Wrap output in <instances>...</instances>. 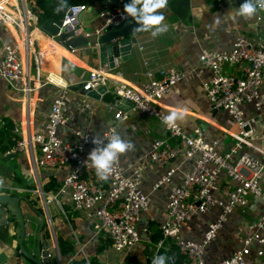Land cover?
<instances>
[{
  "label": "crops",
  "instance_id": "1",
  "mask_svg": "<svg viewBox=\"0 0 264 264\" xmlns=\"http://www.w3.org/2000/svg\"><path fill=\"white\" fill-rule=\"evenodd\" d=\"M15 1V0H11ZM24 3L26 28L0 24V59L4 55L5 43L15 45L23 63L22 77L12 84L0 77V193L20 196V207L26 220L27 234L24 246L28 252L35 250V234L41 222L34 209L44 214V224L40 237L48 241V248L55 258L70 264L67 254L61 251L60 243H72L73 259L85 258L96 264H152L153 257L175 253V244L166 240L168 247L155 248L153 236L161 231L167 212L166 202L170 186L180 181L179 171L172 174L170 180L153 189L154 182L163 175L168 166L176 164L179 157L170 159L164 165H156L149 160L150 142L154 138H167L171 143L176 139L168 135L163 123L149 117L141 111L129 109L128 116L118 126V134L130 140L135 149L120 157L125 173L131 171L136 163L145 164L142 171L141 186L150 194L148 209L141 212L138 223L140 241L121 250L115 249L110 239L103 233L96 234L91 220L82 211L72 207L67 193L61 194L59 202H44L41 190L53 191L68 172V167L44 168L37 164V145L5 153L19 138H27L36 131H43L47 113L53 98L65 88L68 98V122L59 127L58 135L67 142L75 137L70 126L75 121L83 130L93 135L101 134L112 120L114 108L118 103H105L93 99L76 87L84 80L89 69L99 65V58L84 46L75 49L65 47L40 28L41 19L49 21L47 0H18ZM42 1V4L39 2ZM130 0L116 6L124 7ZM244 0H169L163 10L168 31L156 38L148 32L135 34L137 42L132 44L130 55L126 59H115L114 67H107L111 73L120 76L131 84L139 85L146 80L147 68L158 69L165 66H177L183 71V77L161 97L160 103L168 113L186 112L184 121L178 123L189 133L199 129L206 140L220 138V149H225L233 138L224 133V129L237 132L236 123L222 109H214L203 90V82L211 75L210 69L203 65L198 54L202 48L229 49L237 34L251 38L264 39V11H258L250 20L240 17L238 9ZM87 4L86 19L80 20L79 28L92 30L99 27L100 10L106 9L105 0H94L93 9ZM115 6V5H114ZM35 9V10H34ZM86 25V26H85ZM105 66V65H104ZM225 72H235L230 67ZM116 77V76H115ZM113 80L107 81V89ZM27 86V89L22 88ZM262 103L258 110L250 104L244 105L245 116L253 119L256 133L252 136L254 147L249 152L264 161V82L260 87ZM109 105H113L110 108ZM12 125L13 133L19 136L13 144L2 151L7 141L6 124ZM4 141V142H3ZM190 161L183 164L188 168ZM221 183L226 181L224 174ZM53 185V187L46 188ZM264 190V171L260 179ZM26 198V199H24ZM37 202V203H36ZM36 206H39L37 208ZM216 206L209 212L199 213L181 225V235L199 240L217 213ZM264 210V199L254 195L248 197L245 205H237L219 228L216 237L205 247V264H216L228 257L237 248L246 232L252 229V223ZM264 234V229L262 231ZM18 224L5 203H0V264H33L20 252L17 242ZM178 251V249H177ZM182 258L168 264H190L187 257L178 251ZM244 264H264V260L250 253Z\"/></svg>",
  "mask_w": 264,
  "mask_h": 264
},
{
  "label": "built area",
  "instance_id": "2",
  "mask_svg": "<svg viewBox=\"0 0 264 264\" xmlns=\"http://www.w3.org/2000/svg\"><path fill=\"white\" fill-rule=\"evenodd\" d=\"M109 1L105 0L106 9L100 10L104 21L101 26L94 28L96 33H99L102 27L116 24L126 17L124 7L110 6ZM70 5L75 6L77 11L67 15L64 13L59 20L61 27L67 26L77 33L82 29L77 27L79 15L87 9V4ZM24 9V3L18 0H0V24H8L24 31L27 22ZM91 33L93 32L89 30L83 31L85 36H90ZM57 34H60V30ZM3 50L0 77L12 84L22 77L23 63L15 45L5 43ZM198 59L211 71L209 78L203 82V90L212 107L225 110L237 125V132L224 129V133L233 138L232 143L227 148L220 149V138L206 140L199 129L189 133L177 122L173 130L163 124L168 135L175 138L176 142L171 143L167 138H154L148 151L149 160L156 165H164L170 159L179 157L178 162L168 166L166 172L154 182L153 189L169 181L175 172L179 171L181 174L180 181L170 186L166 202L167 215L161 224V236L155 241V248H167L166 240L170 239L190 264H205L206 245L216 237L219 228L237 205H245L250 195L264 199V190L260 184L264 161L249 152V148L254 147L252 136L256 133V127L253 119L244 113L245 104H250L254 110L261 107L264 39L237 34L229 49L202 48ZM107 67L102 65L89 69L87 77L82 80V87L89 89L107 85V81L112 79L108 90L120 98L130 100L133 104L129 109L141 111L159 121L168 114L160 103L161 97L184 75L180 68L173 65L155 70L147 68L146 80L134 85L111 73ZM225 67H230L235 72H225ZM66 87L65 85L64 90L51 101L45 129L36 131L27 138L17 139L5 153L36 144V161L40 167L67 166V174L53 191L41 190L44 202H59L58 197L67 193L72 207L84 212L91 220L94 232L105 234L111 245L121 250L140 241L138 223L141 212L150 205V194L141 186L145 164H133L131 171L125 173L119 159L109 180L99 181L91 162L87 165L85 163L88 154L95 147L91 140L96 135L83 130L75 121L70 126V132L75 137L73 142L64 141L58 135L59 127L69 119ZM117 103L116 100L114 105ZM109 107L113 108V105ZM129 109L115 107L112 120L98 135L103 137L105 133L117 134L118 126L127 118ZM186 161H190L191 165L183 168ZM222 174L225 175L226 181L221 183ZM213 206L219 208L218 213L207 224L201 239L194 240L181 235V225L185 221L199 213L209 212ZM251 225L252 229L242 237L240 245L216 264H244L245 257L250 253L264 260V210ZM73 258L74 255L68 254L69 260ZM168 259L172 262V255H169ZM55 264L65 263L58 260Z\"/></svg>",
  "mask_w": 264,
  "mask_h": 264
},
{
  "label": "water",
  "instance_id": "3",
  "mask_svg": "<svg viewBox=\"0 0 264 264\" xmlns=\"http://www.w3.org/2000/svg\"><path fill=\"white\" fill-rule=\"evenodd\" d=\"M87 2L90 5V8L93 9L94 0H87ZM86 14V11H83L79 15V21L85 20ZM99 16L101 18L100 12H98L97 17ZM103 21L104 20L101 19V24ZM137 27L138 25L135 20H133L131 17H127L123 20H120L116 24H108L102 27L99 33L94 32V29H92L90 31L93 33H91L90 36H85L83 31H85L86 27H83L81 31L76 33L70 30L67 26L61 27V21L59 19L56 21L49 20L41 22L40 24V28L51 37H54V40L60 42L61 45L71 49H75L78 46H84L89 52L98 56L99 65H107L109 68L114 67V61L117 59V57H120V59L124 60L126 59V55H130L132 44L137 42L134 35L140 33H134V29ZM59 30L60 34H57ZM82 85L83 81H80L73 87H76L81 92L93 99L101 100L105 103H114L117 100L118 107L124 109H129L133 104L130 100L114 95L107 89L106 85H100L89 89H84ZM20 198V196L14 194L0 193V203H5L12 212L14 218L17 220V242L20 252L33 264H55L57 259L55 258V255L49 250L48 241L40 237V229L45 220L44 214L37 209L34 210L39 215V222L41 223L35 234V250L33 252H28L25 249L24 239L27 234L26 220L19 204Z\"/></svg>",
  "mask_w": 264,
  "mask_h": 264
},
{
  "label": "clouds",
  "instance_id": "4",
  "mask_svg": "<svg viewBox=\"0 0 264 264\" xmlns=\"http://www.w3.org/2000/svg\"><path fill=\"white\" fill-rule=\"evenodd\" d=\"M169 0H130L124 5L126 17H131L137 23L136 32H148L153 38L159 37L168 31L165 23L166 17L163 10L167 8ZM54 11L60 13H75V6L69 4L68 0H57ZM258 11H264V0H244L238 9V15L245 20H250L256 16ZM186 112L173 111L161 118L164 125L169 130L177 126L178 121H184ZM111 128V125H109ZM91 142L95 147L88 154L86 165L91 162V167L95 170V175L99 181L107 182L113 173L115 163L122 155L133 151L135 145L122 138L118 133L103 137L96 135ZM152 264H168V257L156 255L153 257Z\"/></svg>",
  "mask_w": 264,
  "mask_h": 264
},
{
  "label": "trees",
  "instance_id": "5",
  "mask_svg": "<svg viewBox=\"0 0 264 264\" xmlns=\"http://www.w3.org/2000/svg\"><path fill=\"white\" fill-rule=\"evenodd\" d=\"M68 2H69V4L87 3V0H68ZM39 3L42 4V1H40ZM56 3H57V0H49L48 1L49 7H47V6L42 4L43 10H50L49 11L50 14L48 15L49 16L48 19L51 20V21H56V20L60 19L64 15L63 12L60 13L59 15H57L55 13L54 8L56 6ZM120 3H123V0H110L109 1V5L110 6H114V5L120 4ZM41 21L43 22V19H41ZM6 129L8 131V133H7V141L6 142L3 141L4 144H2V146H1L2 151L7 149L6 147H9L11 144H13L15 142V140L19 137L16 134L13 133L12 125L9 122H8V124H6ZM0 142H1V140H0ZM50 185L51 186H48L46 188L53 187L52 184H50ZM36 207L39 208V206H36ZM160 236H161V231L159 232L158 235L153 236V240H157ZM60 245H61V251H62L63 254H67L68 255L70 252H72V243L67 241L66 243H64V245H63V243H60ZM173 249L175 251V253L172 254L173 261L177 262V261H179L182 258V256L178 254L177 248H175L173 246ZM70 264H96V262L94 260H92L91 262H87L85 258H79V259H72Z\"/></svg>",
  "mask_w": 264,
  "mask_h": 264
},
{
  "label": "bare ground",
  "instance_id": "6",
  "mask_svg": "<svg viewBox=\"0 0 264 264\" xmlns=\"http://www.w3.org/2000/svg\"><path fill=\"white\" fill-rule=\"evenodd\" d=\"M6 9L11 10L8 6H4Z\"/></svg>",
  "mask_w": 264,
  "mask_h": 264
}]
</instances>
